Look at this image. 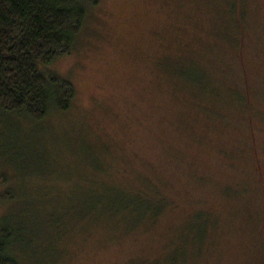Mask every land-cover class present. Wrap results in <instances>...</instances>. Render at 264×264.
I'll list each match as a JSON object with an SVG mask.
<instances>
[{
    "label": "rangeland",
    "instance_id": "374dc122",
    "mask_svg": "<svg viewBox=\"0 0 264 264\" xmlns=\"http://www.w3.org/2000/svg\"><path fill=\"white\" fill-rule=\"evenodd\" d=\"M84 8L70 49L40 67L71 83L69 107L0 111L11 252L20 264H264V0Z\"/></svg>",
    "mask_w": 264,
    "mask_h": 264
},
{
    "label": "trees",
    "instance_id": "16d2710c",
    "mask_svg": "<svg viewBox=\"0 0 264 264\" xmlns=\"http://www.w3.org/2000/svg\"><path fill=\"white\" fill-rule=\"evenodd\" d=\"M84 4L85 0H0V111L40 120L53 109L69 107L71 83L45 75L40 67L70 49L84 21ZM6 221L0 218V264H20L10 250L13 233Z\"/></svg>",
    "mask_w": 264,
    "mask_h": 264
}]
</instances>
